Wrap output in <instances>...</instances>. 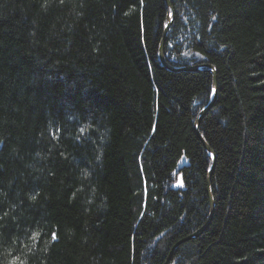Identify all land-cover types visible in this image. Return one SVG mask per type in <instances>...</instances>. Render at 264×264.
Segmentation results:
<instances>
[{
    "label": "trees",
    "instance_id": "1",
    "mask_svg": "<svg viewBox=\"0 0 264 264\" xmlns=\"http://www.w3.org/2000/svg\"><path fill=\"white\" fill-rule=\"evenodd\" d=\"M170 1L210 224L166 0H0V264H264V0Z\"/></svg>",
    "mask_w": 264,
    "mask_h": 264
},
{
    "label": "water",
    "instance_id": "2",
    "mask_svg": "<svg viewBox=\"0 0 264 264\" xmlns=\"http://www.w3.org/2000/svg\"><path fill=\"white\" fill-rule=\"evenodd\" d=\"M166 2H167V5H168V8H169V13L167 15L168 23H167V25L165 27L164 34H163V37H162V40H161V44H160V56H161V61H162L163 65L167 69L172 70V71H198V70H200L203 67H207L208 70L213 75V87H212L213 91H212L211 99H210L209 103L207 104V106H205L199 112V114H198V116L196 118V121H195V130H196L200 140L202 141L205 149L207 150V152L209 153L210 157L212 158V165H211V167L209 169L208 178H207V181H208L207 191H208V196H209L210 205H211L210 216H209V220L207 221V224H205L204 229L200 230L199 232H196L193 235V236H196V235H199L202 231H204L205 228L209 225V222L211 221V219L213 217L214 208H215V200H214L213 193H212V190H211V176H212V173H213V171L215 169L217 157H216V154L213 151V149L210 147V145L208 144L206 139L201 134V132H200V124H201V121L203 120V118L205 117V115L207 114V112L212 108V106L214 105V103H215V101L217 99V93H218L217 70H216V68L214 66H212L210 64L191 65V66H184V67H173V66H171V65H169L167 63V61L165 59V56H164L165 43H166V40H167L169 28H170L173 20L175 19L176 13H175V10H174V7H173L171 1L170 0H166ZM170 13H171V15H170ZM186 165H187V161L185 159H182L179 162V164H178V167L176 169V173H179L180 170L183 167H185ZM179 178H180L179 185H182V177L180 176Z\"/></svg>",
    "mask_w": 264,
    "mask_h": 264
},
{
    "label": "snow or ice",
    "instance_id": "3",
    "mask_svg": "<svg viewBox=\"0 0 264 264\" xmlns=\"http://www.w3.org/2000/svg\"><path fill=\"white\" fill-rule=\"evenodd\" d=\"M63 2H64V0H61V3H63ZM170 15H171V13H170ZM213 18L215 19V17H213ZM81 131H83V130H81ZM32 198L35 199V197H32ZM5 215H7V213H5ZM0 219H2V217H0ZM38 236H39V233H36V234L33 235L31 238H32L33 240H36ZM52 239H53V240H56V239H57V236H56V233H55V232L52 233Z\"/></svg>",
    "mask_w": 264,
    "mask_h": 264
},
{
    "label": "rangeland",
    "instance_id": "4",
    "mask_svg": "<svg viewBox=\"0 0 264 264\" xmlns=\"http://www.w3.org/2000/svg\"><path fill=\"white\" fill-rule=\"evenodd\" d=\"M211 165H212V163H211ZM210 209H211V205H210ZM204 227H205V224L202 226V227H200L196 232H199L200 230H202V229H204ZM203 232V231H202ZM201 232V233H202Z\"/></svg>",
    "mask_w": 264,
    "mask_h": 264
},
{
    "label": "bare ground",
    "instance_id": "5",
    "mask_svg": "<svg viewBox=\"0 0 264 264\" xmlns=\"http://www.w3.org/2000/svg\"><path fill=\"white\" fill-rule=\"evenodd\" d=\"M206 224H207V222H206ZM209 224H210V222H209ZM194 234H195V233H194ZM194 234H193V235H194ZM196 236H197V235H196Z\"/></svg>",
    "mask_w": 264,
    "mask_h": 264
}]
</instances>
